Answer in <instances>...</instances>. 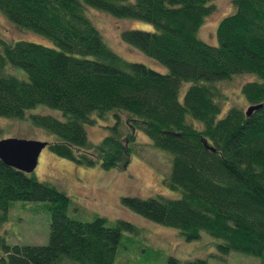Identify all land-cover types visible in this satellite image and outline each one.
<instances>
[{"label":"trees","instance_id":"1","mask_svg":"<svg viewBox=\"0 0 264 264\" xmlns=\"http://www.w3.org/2000/svg\"><path fill=\"white\" fill-rule=\"evenodd\" d=\"M213 1L0 0L10 24L45 36L54 46L0 34V117L29 120L57 137L47 145L55 155L78 164L101 162L104 168L125 166L142 146L136 137L142 131L154 148L170 155L163 182L180 195L127 197L122 203L187 241L205 233L223 255L233 251L261 259L264 0H231L235 11L219 21L217 43L211 45L197 32ZM86 7L151 23L153 31L125 29L120 38L166 71L112 51ZM242 74L255 76L241 91L248 107L258 108L247 115L248 107H231L221 115L224 97L215 84ZM41 106L58 110L62 118L35 111ZM110 113L108 134L93 145L86 127ZM15 201L48 206V242L8 245L0 236L2 264H114L123 232L139 229L126 220L109 224L101 216L73 219L70 198L56 185L0 160V223ZM167 260L207 264L202 258Z\"/></svg>","mask_w":264,"mask_h":264},{"label":"rangeland","instance_id":"2","mask_svg":"<svg viewBox=\"0 0 264 264\" xmlns=\"http://www.w3.org/2000/svg\"><path fill=\"white\" fill-rule=\"evenodd\" d=\"M213 4V11L204 19L197 32L199 39L211 45L217 43L216 28L219 21L235 11L231 0H214ZM85 10L112 51L128 61L143 63L159 72L166 71L120 38L121 31L125 29L153 31L151 23L137 19L114 18L104 11L91 7H86ZM2 33L10 39L27 40L54 47L51 40L39 33L30 30L20 31L0 12V34ZM18 74L24 76L21 71ZM253 78L255 76L252 74L234 75L229 80L215 84L224 97L221 103V115H224L231 107L243 110L248 107L241 87ZM186 87L187 84H184L181 93ZM40 109L48 115L62 118L58 110L41 106L35 111L39 112ZM112 122L113 116L110 113L105 121L98 120L92 126L86 127L89 141L93 145H98L108 134V126L112 125ZM30 124L29 120L0 117V140L18 137L47 143L56 141L55 135ZM136 137L142 149L132 152L125 166L104 168L101 162L94 165L78 164L55 155L46 146L42 149L37 166L31 175L39 180L53 183L70 198L68 214L73 219L90 221L95 216H101L112 225L117 220H126L133 223L137 229L139 228L136 233L123 232L114 264H168L169 257L176 258L181 263L202 258L207 264H264V257L259 259V257L233 251L223 255L217 250V241L205 233H202L197 240L187 241L177 230L161 226L125 206L122 199L127 197L147 198L161 195L176 198L180 195L179 191L171 190L163 182L166 177L164 174H169L171 168L170 155L154 148L142 131H138ZM47 207L43 202L15 201L8 211L7 220L0 223V236L4 238V243L8 245L47 244L50 225ZM2 255L0 250V264H2L1 258L4 257Z\"/></svg>","mask_w":264,"mask_h":264},{"label":"water","instance_id":"3","mask_svg":"<svg viewBox=\"0 0 264 264\" xmlns=\"http://www.w3.org/2000/svg\"><path fill=\"white\" fill-rule=\"evenodd\" d=\"M258 106H249V115ZM47 142L26 138L10 137L0 140V160L9 167L19 169L25 173H32L38 163L39 155Z\"/></svg>","mask_w":264,"mask_h":264}]
</instances>
